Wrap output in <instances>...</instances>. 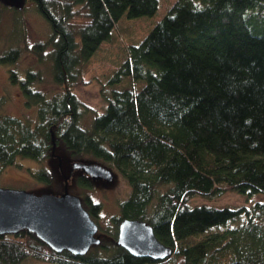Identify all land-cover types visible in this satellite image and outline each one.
Instances as JSON below:
<instances>
[{
    "label": "trees",
    "instance_id": "trees-1",
    "mask_svg": "<svg viewBox=\"0 0 264 264\" xmlns=\"http://www.w3.org/2000/svg\"><path fill=\"white\" fill-rule=\"evenodd\" d=\"M28 3L50 26L45 39L31 43L21 19ZM161 3L0 0V63L14 64L28 51L45 66L9 71L36 117L8 112V96L0 94V171L20 165L19 158L46 161L61 145L73 160H97L131 187L105 227L101 203L81 194L104 233L86 254L56 252L21 230L0 235V264H264V200L193 201L228 191L264 195V0H164L165 14L143 38L121 42L124 18L153 16ZM105 43L116 63L97 77L105 107L87 125L90 108L74 89ZM44 82L57 88H41ZM34 174L53 182L49 169ZM75 181L94 186L83 174ZM124 218L149 222L172 253L152 259L128 252L117 243Z\"/></svg>",
    "mask_w": 264,
    "mask_h": 264
},
{
    "label": "rangeland",
    "instance_id": "rangeland-1",
    "mask_svg": "<svg viewBox=\"0 0 264 264\" xmlns=\"http://www.w3.org/2000/svg\"><path fill=\"white\" fill-rule=\"evenodd\" d=\"M7 1L16 5H20L24 0ZM161 1L162 3L160 8L153 16H143L141 18L135 19H123L122 26H125V30L122 32L123 39L121 42L128 43V40L132 39L133 37H136L138 42L148 33L154 24L165 14L166 6L164 5V0ZM8 18L11 25L12 16H9ZM21 19H23V28L30 43L35 42L36 40L45 39L48 36L50 26L46 19L38 12V10H36L32 3L27 4L23 14L21 15ZM6 21H8L7 16ZM114 39L118 41L116 36ZM115 59V49L110 46L109 43L103 44L86 63L85 78L89 81L85 80L83 83L78 84L74 89L76 95L90 108V111H88L83 117V121H85L87 125L91 123L95 112L99 113L104 110L105 101L101 95V82L97 77L108 72L113 67V65H115ZM15 66L19 68L21 75L25 73L24 70L27 67L33 66L38 68L45 66L38 63L37 58L28 51H24L21 59L18 62L16 61L14 64L0 63V94L8 96V103L6 106L7 111L15 115H21L24 118L33 119L36 117L35 106H28L26 104L25 97L20 86L17 84H12L9 79V71ZM39 86L44 89L52 90L57 88V86L52 85L50 82L40 83ZM55 154H57V157L51 156L43 162L30 158H19L18 163H20V165H12L4 171H0V186L24 188L37 193L45 191L60 193L64 190V186L66 184L65 176L68 175L69 177L67 180L69 191L80 196L83 192H88L91 194L95 201L101 203V212L99 217L100 224L103 227L111 225L112 217L116 214H119L120 212L119 202L128 197L131 193L130 185L120 174L114 171L115 175L112 181L96 180L93 184V188L91 189L79 187L75 181V174L79 173L80 171L75 172L74 175H71L70 173L72 170V162L75 160L68 156L61 145L55 148ZM58 156H60L62 160L61 164L63 172L59 169ZM93 161L98 162L97 160ZM42 168L52 171L54 178L51 184L45 183L44 179H38L34 174L35 171L41 170ZM257 200H264V195L259 193L250 197L238 194L233 191H228L214 199H205L202 197H196L193 199V201L196 203L206 202L214 206H237L242 204L250 205ZM99 235H102L101 231H99ZM21 264L58 263L44 259L27 258L23 260Z\"/></svg>",
    "mask_w": 264,
    "mask_h": 264
},
{
    "label": "water",
    "instance_id": "water-1",
    "mask_svg": "<svg viewBox=\"0 0 264 264\" xmlns=\"http://www.w3.org/2000/svg\"><path fill=\"white\" fill-rule=\"evenodd\" d=\"M56 145L52 154H55ZM78 170L93 180L114 179L110 167L95 162L75 160L72 171ZM61 193H37L24 188L0 186V235L21 230L34 232L54 251L68 250L75 255L86 254L101 242L99 224L84 206L80 195L68 189L66 178ZM117 243L139 257L163 259L172 248L155 234L144 219L124 218L118 226Z\"/></svg>",
    "mask_w": 264,
    "mask_h": 264
},
{
    "label": "flooded vegetation",
    "instance_id": "flooded-vegetation-1",
    "mask_svg": "<svg viewBox=\"0 0 264 264\" xmlns=\"http://www.w3.org/2000/svg\"><path fill=\"white\" fill-rule=\"evenodd\" d=\"M53 156H56L57 157V154H52V157ZM58 158H59V169H60V171H62L63 172V169H62V160H61V158H60V156H58ZM78 170H75V171H70V173H71V175H74L75 174V172H77ZM80 174H83V175H86V176H88L87 174H84V173H81V172H79V173H76L75 174V176L77 177L78 175H80ZM71 175H70V177H71ZM69 176L67 175V176H65V180H66V178H68ZM89 177V176H88ZM96 181V180H95ZM94 181V182H95ZM107 181V180H106ZM18 233V232H17ZM8 234V233H7ZM104 235V233L102 232V236Z\"/></svg>",
    "mask_w": 264,
    "mask_h": 264
}]
</instances>
